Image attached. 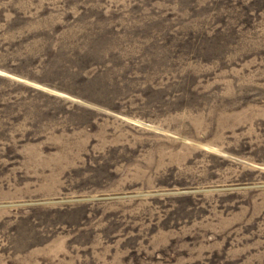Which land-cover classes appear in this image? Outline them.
<instances>
[{
    "label": "rangeland",
    "instance_id": "374dc122",
    "mask_svg": "<svg viewBox=\"0 0 264 264\" xmlns=\"http://www.w3.org/2000/svg\"><path fill=\"white\" fill-rule=\"evenodd\" d=\"M0 264H264V0H0Z\"/></svg>",
    "mask_w": 264,
    "mask_h": 264
}]
</instances>
